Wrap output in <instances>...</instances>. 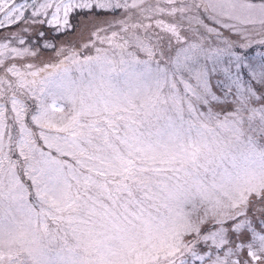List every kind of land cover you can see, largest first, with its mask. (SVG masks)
Instances as JSON below:
<instances>
[{"label": "snow or ice", "instance_id": "1", "mask_svg": "<svg viewBox=\"0 0 264 264\" xmlns=\"http://www.w3.org/2000/svg\"><path fill=\"white\" fill-rule=\"evenodd\" d=\"M0 264H264V0H0Z\"/></svg>", "mask_w": 264, "mask_h": 264}]
</instances>
